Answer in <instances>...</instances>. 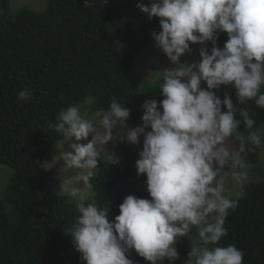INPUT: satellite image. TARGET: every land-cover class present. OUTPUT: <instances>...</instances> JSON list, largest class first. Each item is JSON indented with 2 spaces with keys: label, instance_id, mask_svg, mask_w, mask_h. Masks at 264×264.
Returning a JSON list of instances; mask_svg holds the SVG:
<instances>
[{
  "label": "clouds",
  "instance_id": "9594fccd",
  "mask_svg": "<svg viewBox=\"0 0 264 264\" xmlns=\"http://www.w3.org/2000/svg\"><path fill=\"white\" fill-rule=\"evenodd\" d=\"M137 8L149 20L160 18L162 31L151 35L171 63L159 72L164 99L145 101L143 124L135 128L127 123L130 109L116 98L92 118L78 106L60 111L52 127L69 147L54 158L63 161L58 194L71 197L79 213L67 233L86 264H133V249L150 264L166 258L174 264L177 241L185 237L192 244L186 264H243L235 245H217L238 203L225 194L226 178L243 188L246 155L264 146V127H255L242 107L254 101L264 109V0H157ZM220 33L228 36L222 49ZM190 43L201 46V61L187 65L181 57L192 51ZM221 86L235 88L238 103L227 92L221 99ZM28 98L27 89L18 93L19 100ZM141 136L136 168L138 176L146 174L151 199L128 195L110 222L109 209L85 202L86 190L105 155L118 163L107 154L110 141L138 145Z\"/></svg>",
  "mask_w": 264,
  "mask_h": 264
},
{
  "label": "trees",
  "instance_id": "16d2710c",
  "mask_svg": "<svg viewBox=\"0 0 264 264\" xmlns=\"http://www.w3.org/2000/svg\"><path fill=\"white\" fill-rule=\"evenodd\" d=\"M153 2L44 0L38 8L14 10L12 0H0V166L12 170L0 196V264H86L67 233L79 215L75 201L56 192L54 177L39 160L63 140L52 127L61 110L91 101L93 115L116 98L130 109L128 122L140 124L145 101L155 99L159 105L164 99L161 81L140 88L136 70L137 57L156 42L151 34L162 31L159 17L149 20L137 8ZM227 40L220 33L216 46L222 49ZM25 89L29 98L21 101L18 93ZM226 92L238 103L235 88L216 90L221 99ZM242 107L255 127H264V109L254 101ZM240 131L247 135L243 124ZM142 148L120 142L110 153L118 163L102 161L90 180L93 195L86 203L95 199L109 209L110 222L128 195L151 199L146 174H137ZM263 150L246 155L248 168L260 171L263 179L245 184L242 195L231 198L237 207L229 209L227 235L217 245H235L244 253L243 264H264ZM176 249L174 264H185L191 251L186 237ZM128 258L150 264L134 249Z\"/></svg>",
  "mask_w": 264,
  "mask_h": 264
},
{
  "label": "rangeland",
  "instance_id": "374dc122",
  "mask_svg": "<svg viewBox=\"0 0 264 264\" xmlns=\"http://www.w3.org/2000/svg\"><path fill=\"white\" fill-rule=\"evenodd\" d=\"M44 0H12V7L14 10H18L24 6H32L34 8H38L43 5ZM213 45L208 43L209 51L211 50V47ZM190 47L192 49L191 52L185 54L181 57V62L186 63L187 65H192L194 63H199L201 61V57L199 55L200 51V45L199 44H191ZM171 67V63L168 59V57L163 53L161 49H159L156 46V42H153L149 47L146 48V50L137 57L136 60V70L141 76L140 81V88L144 85L145 82H149L150 84H154L158 81H161L162 79L160 77V71H163L165 69H168ZM202 88H206V83L202 82L201 84ZM222 87V86H221ZM91 101H88L85 105H80L81 113L82 115H85L86 118H92L93 115L90 113V109L88 105H90ZM128 126L131 128H135L138 126H142V122L139 123H131L128 122ZM146 131H151V128L147 129ZM119 132V127H117L114 130V135ZM92 139V134L89 135L87 140H82L81 143H88ZM143 139L144 137L141 136L140 143L138 145L143 146ZM119 140L116 141H110L106 145L107 154L110 155L111 151L116 148V146L119 144ZM134 145V144H131ZM136 146V145H135ZM68 145H66V142L64 140H61L57 146H55L46 157H43L39 160L40 167L42 170L46 172H50V174L54 177V187L56 192H60L61 188V178H60V168L63 165V161L59 162V157L54 161V158L59 155V151L68 150ZM107 160V155H105L100 161L99 165L102 161ZM54 161V162H53ZM48 164L45 168L44 165ZM264 165V150L262 151V162ZM99 169V167H98ZM97 169V170H98ZM96 170V171H97ZM12 173V170L5 166H0V196L1 199L3 197V188L5 186V182ZM96 173V172H95ZM63 175H68V173H64ZM263 179V176L261 172H255L253 169L248 168V179L245 182V184H248L253 181H261ZM2 193V194H1ZM63 195H66L64 193H61ZM226 195H228L230 198H237L242 195V188L238 185H236L231 178H226ZM86 195L88 197L87 200L90 199V197L93 195V186L91 184V188L86 190ZM68 196V195H66ZM71 198V197H70ZM72 199V198H71ZM73 200V199H72ZM86 200V201H87ZM74 201V200H73ZM85 201V202H86ZM193 232H195V229H193ZM186 241L190 247L192 248L191 242L186 238ZM186 264V263H185Z\"/></svg>",
  "mask_w": 264,
  "mask_h": 264
}]
</instances>
